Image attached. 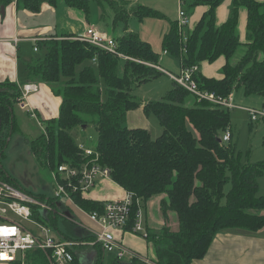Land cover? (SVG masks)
<instances>
[{"label":"trees","instance_id":"16d2710c","mask_svg":"<svg viewBox=\"0 0 264 264\" xmlns=\"http://www.w3.org/2000/svg\"><path fill=\"white\" fill-rule=\"evenodd\" d=\"M9 1L4 0L3 4ZM49 1L55 5L57 0ZM94 1L100 8L99 21L110 27L118 50L134 60L120 59L75 39L77 35L67 31L38 40L34 46L42 56L27 64L26 80L0 81V180L20 187L1 160L11 135L19 131L13 105L22 97L24 84L39 77L62 102L59 115L41 121L43 131L36 139L27 141L38 165L57 171L62 164L82 167L91 161L95 154H87L71 130L94 126L99 135L93 148L98 155L97 162L108 167L111 178L134 198L125 229H132L142 205L146 213L149 202L160 198L156 214L162 216L164 226L160 233L146 226L145 236L155 249L156 258L151 259L154 264H193L208 252L215 236L221 232L264 230V194H259L258 182L264 176V160L251 162L249 155L243 158L237 154L234 144H224L222 137L227 130L231 131L230 110L199 100L175 81L160 100L143 104L148 116L159 119L163 128L161 136L153 139L148 129L130 128L126 124L128 111L141 106L132 94L134 86L162 74L149 65H160V53L139 33L130 31V18L143 21L150 17L164 19L165 15L133 0ZM222 1L182 0L190 12L197 5L210 7L186 36L182 31L185 27L180 30L179 23H172L163 36V50L172 53L182 67L200 66L203 61L214 62L225 56L223 78H208L200 70L195 72L199 88L224 96L242 87L246 96L257 95L264 100V2L233 0L230 17L218 27L215 11ZM41 2L18 0L34 12L41 10ZM65 2L81 9L86 19L91 20L92 0ZM241 6L248 13L247 42L237 58L243 46L236 30ZM227 183L231 188L226 192ZM24 191L52 208L44 216L43 209L31 207L33 217L39 222L45 219L63 239L81 243L96 239L95 236L76 237L61 230L52 217L57 198ZM72 197L77 206L89 212L100 213L104 209L102 201L81 193H74ZM172 212L178 217V229L170 226ZM73 262H78L75 250ZM27 263L50 264V261L46 251L37 249L27 254ZM129 264L148 263L132 258Z\"/></svg>","mask_w":264,"mask_h":264},{"label":"crops","instance_id":"0c3cea01","mask_svg":"<svg viewBox=\"0 0 264 264\" xmlns=\"http://www.w3.org/2000/svg\"><path fill=\"white\" fill-rule=\"evenodd\" d=\"M59 1L60 3L65 2V0H57L56 4L54 5L51 1L44 0L41 2V10L39 12H34L28 9L27 7L23 6V4H19L18 0H11L7 2L6 5L3 4L4 0H0V81L11 80L16 81L18 83L24 82L26 80L27 75V64L32 61V54H30V51L28 49L31 47L32 51H34L35 43L40 39L49 38L51 34L58 35L63 34L67 31L78 35L79 33L84 32L90 25L93 24L99 25L100 27L111 33L110 27H107L106 25L104 26V23L99 21V16L97 18L91 17L90 21H88L85 17L86 26L84 28H76L74 23H71L69 27L67 26V28H65L66 30L64 29L65 32L62 31L61 33H59L60 31H55L52 26H35L36 20H38L39 16H41L44 12L50 10L51 8L56 9L55 7L59 3ZM133 1L134 3H140L144 5L140 2V0ZM155 1L158 6H154V4L152 3L150 5L146 4V6L152 7L153 9L165 15V18L162 20H166L168 22V25H166L165 30V32H167L170 29L172 23L179 22V12L183 8L184 3H182V0ZM256 1H259L261 3L264 2V0ZM167 3L172 4L175 8L174 15L172 14V18L168 16L169 8L167 6ZM233 5V0H223L221 5L217 7L215 11V17L216 25L218 27H220L228 20ZM209 7L210 6L208 4L197 5L194 7L193 12L190 15L187 14L189 19L187 25L184 28L185 36L186 34L191 33L193 31V29L201 21ZM247 14V8L241 6L239 9V18L236 30L238 31L239 39L242 44H246L247 42ZM16 39L18 40L16 41ZM167 54L168 52L165 51L164 56H166ZM239 56L240 55H238L237 58ZM226 62L227 59L225 58V56L217 58V60L214 62L203 61L199 66V70L201 74L208 78L214 77L217 79H221L224 76V73H222V68L226 64ZM158 66L160 67V69L156 67L155 68L158 69L162 74L166 75V71L171 73L168 70L165 71L162 69L161 61L160 65ZM179 67V73H177V75H179L181 72V64L179 65ZM171 74L176 75L174 73ZM169 76L171 77V79H173L171 75ZM30 84H35L37 86V90L29 93V95L25 99L27 107L22 108L20 105V108L28 110L31 116L36 118L37 121L40 123L43 131L44 124L41 121L53 119L54 117H57L59 115L62 98L52 91L50 85L41 80L32 81V83ZM233 94L235 97V91L233 92ZM242 96L244 95L242 94ZM253 99H257L259 101L263 100L262 98V100H260V98ZM86 128L88 127H83L79 132H82L83 134ZM19 131L21 134H23L21 127H19ZM126 194L127 191H125L112 178H102L99 180L97 185L84 196L96 201H102L104 204L108 201H112L113 199H122L123 197H125ZM159 199L160 198H156V200L149 202L148 209L146 208L147 212L144 213V218L146 219V226H151L155 222L156 224L157 222L164 223V219H162V221L160 216L157 217L156 214V209L159 207ZM55 201L56 204L55 208L53 209L52 217L56 219L58 224L59 218L63 216V209H67L66 206L72 208L80 215L81 220L77 222L82 225L84 229V234L81 236L76 235L77 237L86 238V236H94L91 230L100 229L99 224L90 219L88 214L89 211L82 209L80 206H77L73 199L71 201L66 200V206L62 204L61 200L59 199ZM47 213V211H43L44 216ZM62 218L66 222H68V219H66L64 216ZM149 219H151L152 224H150ZM44 222L48 224L45 219ZM52 232L57 239L64 238L63 236H60L59 233L56 232L53 228ZM67 232L69 233L71 232V230L68 229ZM130 232L131 230L128 231L126 229H115L113 233L116 235L117 239L122 244H124L127 248L132 249L135 253L143 257L144 253L149 252V247H147L146 244L147 242H145V240L141 242V240L136 237L134 233ZM70 234H74L73 231ZM97 246L98 249L104 254L105 250L100 247L99 244ZM94 256V252L80 254L76 253V258L78 262H73L72 264H95ZM129 263L130 262L126 261V263L124 264ZM193 264H264V230L257 231L256 233L246 230H228L221 232L215 236L208 252L201 259L195 260Z\"/></svg>","mask_w":264,"mask_h":264},{"label":"rangeland","instance_id":"374dc122","mask_svg":"<svg viewBox=\"0 0 264 264\" xmlns=\"http://www.w3.org/2000/svg\"><path fill=\"white\" fill-rule=\"evenodd\" d=\"M140 2L144 5H150L152 3L154 6H158L155 0H140ZM167 6L169 8L168 16L172 18L175 8L170 3H167ZM91 7L92 18H97L99 16L100 9L94 0L91 2ZM55 8L56 9L51 8L39 16L38 20H36L35 26H52L55 31H60L59 33L62 31L65 32V28H67V26L69 27L71 23H74L76 28H84L86 26L85 14L81 9L71 8L65 2L60 3V1ZM183 9L188 15L193 12V9L190 12L188 6L186 5L183 6ZM130 19V30L135 33H139L145 41H148L152 47H154L160 53L162 69L165 71L168 70L171 73L177 75V73H179V65L181 63H179L178 59L172 53H168L166 56H164V48L162 47V39L168 22L166 20L163 21L162 19L152 17L145 18L143 21H140L137 17H131ZM244 48L245 45L243 44V46L239 48L240 50L238 51L237 55L241 54ZM28 50L30 51V54H32V61L37 59V57L42 56V52L35 53L32 51L31 47ZM122 68L123 63L120 62L121 72ZM35 80L38 81L39 77ZM174 84L175 81L171 79L169 75L160 74V76L156 78H152L151 80L143 82L138 86H134L132 94L134 95L135 99L141 103V106H139L137 109L128 111L126 116L127 126L130 128L146 127L152 134L153 139L161 136L163 133V128L160 125L159 119L156 118L155 115L148 116L144 112L142 104L153 100H160L164 95L167 94ZM235 93L236 94L234 98L236 101V107L230 110L232 137L230 140H226L224 144H234L237 147V154L243 155V158L249 155L251 162L262 161L264 160V118L260 116L258 120L252 121L250 111H248L246 108H256L257 110L263 109L264 100H262L261 97L257 95L246 96L242 87L235 89ZM242 94L244 96H242ZM253 98H260L262 101L257 99L254 100ZM13 109L16 123L19 127H21L23 134H21L20 131H16L11 135L8 146L5 149L6 155L2 158L1 164L4 166L7 173L12 176V178L14 177L18 184H20V186L24 189L30 190L36 194L45 193L47 196L54 197L55 186L57 183L54 177L55 171H53L50 167L38 165L33 152L30 150L29 143L27 142L29 140L36 139L40 135L42 132L41 125L36 118L31 116L28 110L20 108V102H15ZM79 131L80 128H74L71 130V134L74 136L75 141L78 144H84L86 147L91 149L95 148L99 137L95 127L89 125L83 134ZM258 182L260 186L259 194H264V176L260 177ZM230 186V183H227L225 186L226 192L229 191L231 188ZM59 200H61V203L66 206V200ZM66 207L67 209H63V216L68 219L69 226L62 218L63 216H61V218L58 220L59 227L62 231H67L70 229L71 232L69 233H72V231L74 233L71 235H83L84 229L82 225L77 222L81 220L80 215L72 208L68 206ZM142 210L145 213L144 205H142ZM159 216L160 215L157 214V217ZM160 218L161 220L163 219L162 216H160ZM170 218V226H172L173 229H178L179 220L176 216V213L172 212L170 214ZM149 222L152 224L151 219H149ZM29 225L30 224H28V226ZM163 226L164 223L161 222H157V224L155 222L151 225L153 231L159 233L161 231V227ZM144 227L146 229V219L144 220ZM130 233H134V235L138 237L141 242L143 240L147 242L146 244L147 247H149V252L144 253L145 257H148L149 259L156 258L155 249L144 236V231L140 233L131 231ZM77 242L79 244L73 247L75 252L78 254L94 252L95 264H124L126 261L130 262L131 257L128 255L123 257L121 262L119 259H117L116 253L114 252L105 251L103 254L102 251L98 249L96 244L97 242L95 240H87L84 243H81L80 241Z\"/></svg>","mask_w":264,"mask_h":264},{"label":"built area","instance_id":"2783aa9c","mask_svg":"<svg viewBox=\"0 0 264 264\" xmlns=\"http://www.w3.org/2000/svg\"><path fill=\"white\" fill-rule=\"evenodd\" d=\"M188 19L186 11L182 8L179 12L178 22L180 30L187 25ZM75 39H80L93 47L111 52L120 59L134 60L122 54L118 50V42L113 34L99 25H90L84 32L79 33ZM37 49V46H34V51L37 52ZM149 65L160 69L158 65ZM198 70L199 65L194 64L192 67H182L179 75H172L167 71L165 73L171 75L174 81L197 95L199 100L212 102L228 110L234 109L236 101L233 92L222 96L215 91L199 88L196 79H194L195 72ZM36 90L37 86L35 84L29 83L22 87V97L19 99L22 108L27 106L25 99L29 93ZM246 109L250 111L252 121L258 120L260 116L264 118V108L260 110L256 108ZM231 136V131L227 130L222 137V141L230 140ZM80 147L85 149L87 154H95V156L91 161L85 162L82 167H75L71 164H62L58 167L54 174L57 181L55 199L71 201L74 193L85 195L97 185L100 179L111 178L110 169L97 162L98 155L94 150L84 144H80ZM133 202L132 194L127 191L122 199H113L104 203L102 212H88L90 219L97 222L100 227L99 230H91L92 234H94L100 247L105 251L116 253L119 260L128 255L131 259L138 258L148 264H154L148 257H142L127 248L113 233L115 229H125L129 222ZM136 203L138 204V202ZM32 205L38 206L47 212L52 210L45 202H40L31 194H27L23 187L0 181V264H14L16 262L29 264L27 263L28 252L37 249L47 252L50 264H72L74 259L73 247L79 243L74 240L57 239L53 235L50 225L39 222L33 217ZM144 220L143 210L139 208L131 231L135 233L144 231V236H146ZM28 224L30 225L28 226Z\"/></svg>","mask_w":264,"mask_h":264}]
</instances>
